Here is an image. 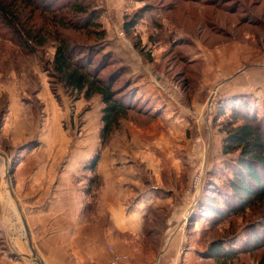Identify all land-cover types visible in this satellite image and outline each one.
<instances>
[{"label": "rangeland", "instance_id": "obj_1", "mask_svg": "<svg viewBox=\"0 0 264 264\" xmlns=\"http://www.w3.org/2000/svg\"><path fill=\"white\" fill-rule=\"evenodd\" d=\"M89 1L101 10L100 20L106 35L109 27H122L125 17L130 19L135 13L142 14L125 37L138 53L145 54L147 63L152 61L148 51L155 53L159 59L158 69L163 70L164 76H161L166 82L160 86L164 90L182 93L192 82L193 67L202 62L213 70V66L221 64L222 68H232L224 75L235 73L227 87L247 86L246 89L255 96L257 90L254 87L259 85V93H264V0ZM144 7L147 11L143 13ZM0 8L13 15V19L0 15V264H40L31 258L25 230V225L28 230L30 227L27 220L29 209L24 204L30 199L18 197L16 178L28 174L24 169L30 167L29 164H33L30 168H41L36 166V160H43V169L46 170L53 160H58L56 166H59L64 160L76 156L78 165L70 175L77 181L72 184L82 193L79 194L81 202L90 203L87 204L89 209L95 204L93 195L103 184L102 174L107 168L114 170L113 167L123 177L120 184L131 193V198L136 193L143 194L142 191H153L167 200L162 204L164 213L152 211L143 220L144 238L138 248L155 252L152 264H218L208 257L207 246L212 240L228 239L233 235H237L234 242L243 239L245 224L256 217L251 210L229 216L217 225L206 213H200L187 225L191 212L183 215L182 228L175 233L169 250L157 253L163 248L158 243L159 237L167 238L171 231L159 227L167 226L168 221L175 224L192 197L196 199L195 206L208 171L222 168V133L218 126L222 117L215 123L212 120L218 99L223 97L221 84L204 91L198 111L190 102L184 101L178 103V108L161 90L150 88L152 91L140 92L137 112L119 117L100 148L98 163L103 158H110L114 166L105 164L99 169L97 163L93 171L86 170L99 148L100 98L94 96L85 100L81 95L70 96L59 84L52 86L53 94L48 73L55 46L52 34L42 47L28 54L18 46L17 28L13 25L16 18L20 27L29 14L26 3L23 0H0ZM35 14L30 18L33 26L51 27L49 16ZM67 33L76 41H96L94 36L86 33ZM145 45L148 51H145ZM223 47L226 50L222 53ZM220 56H226V61ZM262 98L257 106L264 114ZM181 108L188 109L186 115L182 114ZM15 112L19 113L16 121L21 123L20 127L15 123ZM53 126L65 139L69 146L67 150L46 146L47 137L55 135ZM206 126L210 127L209 131ZM208 139L211 141L209 152ZM27 159L32 161L26 162ZM21 163L24 168L15 174L16 168L22 167ZM128 168L132 169L130 176L126 172ZM213 176L218 180L224 178L219 170ZM175 206L181 207L180 213H169ZM30 239L32 241L33 237ZM230 264H264V247L239 254Z\"/></svg>", "mask_w": 264, "mask_h": 264}, {"label": "trees", "instance_id": "obj_2", "mask_svg": "<svg viewBox=\"0 0 264 264\" xmlns=\"http://www.w3.org/2000/svg\"><path fill=\"white\" fill-rule=\"evenodd\" d=\"M23 3L29 8V14L20 27L16 18L13 24L17 28L18 46L32 54L35 48L46 43L50 34L55 43L48 71L52 93V86L59 84L70 96L81 95L85 100L94 96L100 98L99 148L85 167L93 171L99 161L100 148L119 117L131 111L137 112L140 99L136 97L130 81L125 79L127 69L106 50L101 10L93 1L23 0ZM3 10L0 8L1 16L13 19L11 13ZM142 10L144 13L147 8ZM35 13L49 16L51 27L33 26L30 18ZM141 18V13H135L130 19L125 17L123 31L128 34ZM67 31L92 35L96 41H76ZM220 117L222 168L208 171L187 225L194 222L200 213L208 214L209 220L217 225L246 210L254 212L256 217L245 224L242 231L243 239L234 242L237 235L215 239L206 248L208 257L215 262L230 264L239 254L264 247V114L251 95L240 93L218 99L213 122ZM216 170L222 171L224 178L215 179Z\"/></svg>", "mask_w": 264, "mask_h": 264}, {"label": "crops", "instance_id": "obj_3", "mask_svg": "<svg viewBox=\"0 0 264 264\" xmlns=\"http://www.w3.org/2000/svg\"><path fill=\"white\" fill-rule=\"evenodd\" d=\"M121 30H123L122 27H109V30L107 29L106 50L113 54L115 61L127 69L125 79L130 81L131 88L135 91L137 98L142 96L140 92H149L150 88H154L156 91L161 90L166 97L172 100V103L177 104L178 108H180L178 103L184 101L186 103L190 102L191 106L198 111L201 108L200 102L204 91L213 88L217 83H220V87H223L221 92L223 97L247 93L252 96L256 104L259 103V100L261 101V97L264 98V93H259V85L254 87L257 90L255 96L254 93L246 89L247 86L236 87L231 85L227 87V83L234 78L235 73L224 75L232 68H222L221 64L219 66L212 65L215 67L213 70L202 65V62L197 67H193L192 82L182 93L173 89L164 90L160 86L166 82L162 78L164 76L163 70L158 69L157 62L159 59L155 56V53H152V50L148 51V46L145 45V51L150 52L152 57L151 63H147L144 58L145 54L138 53L129 45L125 32L122 37L118 35ZM224 50H226L225 47L221 48L220 51L223 53ZM188 54L190 53L188 52ZM220 58L225 60L226 56H220ZM220 63L223 62L220 60ZM45 92L44 95H46ZM181 109L183 110L182 114L186 115L188 109ZM171 111L168 110V112ZM17 114L19 113L15 112V121L18 118ZM53 122L51 121V123ZM15 123L17 126H21L19 121ZM208 127L206 126L207 131L210 130V127ZM52 129H54L55 135L47 137L49 142H47L46 146L67 150L69 146H67L65 139L60 135L59 130L54 126ZM208 141L207 149L209 152L211 141L210 139ZM77 157L68 158L59 166H56L58 160H53L50 163V168L46 170L43 169L44 161L36 160V166H41V168H30L33 164H29L30 167L24 169H27L28 174H23V176L16 178L15 189H17L18 197L26 196L30 199V202L24 205L26 209H29L27 215L29 230L31 231L29 235L33 237L31 242L34 245L36 254L39 255L37 256L40 257L44 264H106L110 258L108 251V246L110 245L115 252L128 256V260L120 264H152L151 261L156 256L155 252L147 251L149 252L147 253L143 248H138V245H142L141 242H143L144 238L145 223L143 220L145 215L152 214V211L164 213L165 210L162 204L167 200L164 201L153 191H142L143 194L136 193L131 198V193L125 191L122 188L123 185L120 184V180H123V177L115 172L114 164L111 163L113 160L103 158L98 163L99 169L101 165L110 166L111 164L114 170L110 168L105 169V172L103 170V184L101 187L99 186L95 196L93 195L92 198H94L95 204L94 206L92 204L93 207L89 209L87 204L90 203L88 201L81 202L79 194L82 193L78 192L72 184L77 181L72 178L78 165L79 159ZM31 161L32 159L26 160V162ZM23 168V166L16 168L15 174ZM52 170L54 171L52 172ZM131 170V168L126 170L128 176L132 175ZM130 198L131 201L129 202ZM195 200V197H192L186 203L181 212L182 216L177 219L175 224L173 223L174 225L168 221L167 226L159 227L171 231L167 238L159 237L158 243L159 245L162 244L163 248L157 254L169 250L174 240L173 237L182 228L183 215L193 210ZM180 209V206H175L169 213L179 214ZM165 261L166 257L163 258V263Z\"/></svg>", "mask_w": 264, "mask_h": 264}, {"label": "built area", "instance_id": "obj_4", "mask_svg": "<svg viewBox=\"0 0 264 264\" xmlns=\"http://www.w3.org/2000/svg\"><path fill=\"white\" fill-rule=\"evenodd\" d=\"M118 35L122 37L123 32L119 31ZM108 251L110 253V258L106 264H120L128 260V256L126 254H120V253L115 252L114 248L110 245L108 246Z\"/></svg>", "mask_w": 264, "mask_h": 264}, {"label": "water", "instance_id": "obj_5", "mask_svg": "<svg viewBox=\"0 0 264 264\" xmlns=\"http://www.w3.org/2000/svg\"><path fill=\"white\" fill-rule=\"evenodd\" d=\"M25 223V222H24ZM25 230H26V233H27V242H28V245H29V249H30V252H31V258H32V260H33V262H39L40 264H43L42 262H41V260L39 259V258H37L38 256H37V254H36V251H35V249H34V246H33V244H32V242H31V239H30V237H29V230H28V228L26 227V225H25Z\"/></svg>", "mask_w": 264, "mask_h": 264}]
</instances>
